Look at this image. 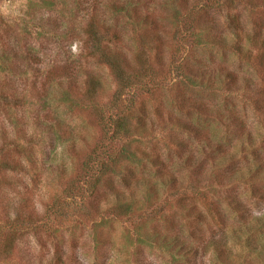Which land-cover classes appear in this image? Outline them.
Returning <instances> with one entry per match:
<instances>
[{"label": "trees", "instance_id": "16d2710c", "mask_svg": "<svg viewBox=\"0 0 264 264\" xmlns=\"http://www.w3.org/2000/svg\"><path fill=\"white\" fill-rule=\"evenodd\" d=\"M166 2L156 5H167L171 12L168 21L173 29L167 34L164 31L166 26L163 27L159 16L154 15L155 0H112L108 8L120 17V23L99 18L96 5L90 4V0H42L41 5L27 12L23 20L0 17V206L3 210L0 211V263L10 262L20 255L18 246L23 236L45 234L57 240L62 237L58 234L59 229L72 226H85L92 232L98 264L102 257L109 256L105 254H109L114 241L111 237L101 238L96 220L103 215L99 204L94 203L106 179L113 178L114 184L117 176L125 177L122 173L125 165L136 164L142 153L133 150L132 146L139 139L155 136L148 124L149 111L153 107V114L162 116V125H166L162 132L157 133L158 141L167 149L180 147L182 151L187 150V155H183L185 162L189 154L193 159L196 153L200 154L202 160L197 161L212 174L218 189L212 191L197 180H192L190 186L184 188L173 173L161 176L165 164L160 162L156 165L162 156L157 155L150 163L155 164L157 174L166 177L167 181H162L165 194L160 196V183L131 177L134 175L128 169L135 188L139 189L145 183L148 205L142 210H133L130 203H124V195L114 186L110 190L116 199L110 204L109 196L106 197L109 205L103 213L112 220L126 219L136 228L132 218L144 221L154 214L159 215L167 209L169 201V209L171 205L176 210L181 207L174 214L184 219L192 210L189 199L194 196L200 198L211 220L203 210L194 209L191 223L194 225L187 226L192 230L189 235L180 229L171 234H149V237L160 241L161 247L169 248L175 254L174 258L187 257L191 252L194 258L197 246L191 234L198 235L199 247L215 243L214 224L219 225L221 232L225 231L224 222L228 217L221 207L225 205L242 222L238 227L231 224L229 235L242 231L241 235L250 236L245 244L257 258L247 264H264V212L256 217L246 216L250 214L245 206L247 202L233 193L234 187L242 182L237 177H244L242 184L249 188L250 200L264 204V0ZM237 4L250 8L253 14L250 28L241 21L240 13L234 11ZM224 8L226 13L217 15ZM42 9L48 14L42 13ZM81 14L83 17L77 20L76 16ZM123 18L125 23L133 24V29H137L133 41L136 45L134 63L124 53ZM164 35L173 40L166 44L171 54L167 58L161 47L156 53L151 49L154 41L160 46L165 45ZM74 47L77 48L76 53H73ZM200 48L210 53L233 52L249 63L253 76L243 83L236 76L222 72L220 64L214 69L215 61L208 66L201 63L193 57ZM48 65L51 66L47 68ZM94 66L106 68L113 78L115 87L110 94L106 93L103 80L94 75ZM180 83L211 95L223 91L228 96L245 100L255 115L256 130L251 131L246 120L239 119L235 113L227 116L216 109L213 112L198 102L186 107ZM162 101L168 104V108L172 106L182 110L186 107L198 118L212 117L218 128L206 126L200 130L199 125H195L194 129L171 113L161 115ZM17 111L26 113L28 118L19 119ZM68 114L88 120L87 124L96 131V135L91 137L92 144L86 137L79 136L83 147L76 148L75 139L72 143L68 138L61 139L59 129L69 118ZM226 117L232 121L225 123ZM228 128L233 134L228 133ZM27 133L29 141L27 136L23 137ZM194 143H197L198 151L192 147ZM56 146H63L74 158L75 172L67 175L62 171L56 195L43 203L42 210H38L33 189L28 187L23 177L14 175H29L35 168L39 170L34 162L40 163L43 157L40 159L33 153L40 151L46 153L45 157L52 156ZM48 148L53 149L52 152L48 153ZM241 159L247 160L248 166L233 172ZM47 163L52 168L50 163L53 161L49 162V159L44 165L40 163L41 168L45 166L50 170ZM128 182L125 184L130 188ZM6 190L17 196L9 202L11 208L3 199ZM218 190L222 191L219 199L216 198ZM159 199L163 200L160 205L157 203ZM59 244L57 256L62 255ZM103 244L107 246L106 251L100 250ZM214 251L218 264H228L230 260L223 252L219 249ZM63 260L64 257L57 260L58 264H69L70 261L83 264L71 256H66L65 262Z\"/></svg>", "mask_w": 264, "mask_h": 264}, {"label": "rangeland", "instance_id": "374dc122", "mask_svg": "<svg viewBox=\"0 0 264 264\" xmlns=\"http://www.w3.org/2000/svg\"><path fill=\"white\" fill-rule=\"evenodd\" d=\"M155 1L156 3H154V9L156 11L154 12V15L155 17L159 16V23L163 27L166 26L164 31L166 32L165 34H167L168 32H170V30L173 29V26L170 25L168 21L171 12L167 5H161L166 4V0ZM41 2L42 0H0V17H3L8 20H23L27 17V12L32 11V9H36V7H39L41 5ZM111 3L112 0H90V4L96 5L97 14L99 18L106 21L120 23V17L117 16L113 12V10L108 8V4ZM158 3L161 4L156 5ZM237 5L238 6L234 9V11L240 13L242 17L241 21L245 23L246 28H250V26L252 25L251 21L253 18V14L250 13V8L246 7V5ZM226 10L227 9L225 8L222 9V11L220 12L221 14L217 15H224L226 13ZM41 12H45L48 14V11L44 9H42ZM82 17V14L81 16L77 15L76 19L79 20ZM216 17L218 18L219 16ZM122 21L124 22L121 23L124 24L122 30V37L124 39V43L122 44L125 47L124 53L128 56L130 62L134 63L136 58V45L133 41L134 35L136 34L135 31L137 29H133V24L125 23L124 18ZM163 37V39H165V45L160 46L158 45L157 41H154V43H152L153 46L151 49L153 51L155 49L154 52L156 53V50L161 47L163 50H165L164 56L167 58V55L171 54L168 51L169 45L166 44L167 42L171 44L173 40L169 35H164ZM75 48L76 47L73 48V53H76L77 51V48ZM193 57L199 59L201 63H204L207 66L210 65L209 63H211L212 61H215L216 63L213 62V67H215L214 69H217L218 64H220L222 72H227V74L236 76L240 80V82L243 83L247 81L246 78L251 79L249 77L253 76L252 67L249 65V63L242 61L236 54L231 51L210 53L200 48L198 51H196V54ZM50 66L51 65H48L47 68ZM92 70L94 71L95 76L103 80L106 93L110 94L111 92H113L115 83L113 78L108 74V70L100 66H94L92 67ZM180 89L181 93H183L185 97L184 101L185 103H187V105H185L186 107H188L190 103L195 104L198 102L200 104L202 103V105L206 108L213 110V112L214 109H216L217 111H220V113L226 114L227 116L235 113L239 119L246 120L251 131L256 130V120L254 119L255 115L252 109L246 104L245 100H241L240 97L233 95L228 96L223 91L215 92V94L211 95L202 92L201 89H198L196 87H185L181 83ZM147 101L149 102L150 100L147 99ZM186 107L184 108L185 110H180L179 108L172 106L168 108V104L162 101L160 103V113L161 115H163L164 113L167 114V112L171 113L172 116H177L178 119L183 122V124H186L187 126H190L192 128H194L195 125H199L200 130L201 127L206 126L210 129L218 128L213 123L214 119H212V117L205 116L198 118V116L194 115V111H191L188 108L186 109ZM20 111L16 112V114L19 116L18 118L21 120H26L28 118V115ZM149 112L151 113V115L149 116L150 122L148 121V124L153 129V133H155V136L150 138L139 139L138 142H136L132 146L133 150H137L142 153L138 161L136 162V164L125 165L124 169L121 168L123 169L122 173L125 177L123 178L122 175L117 176V181L114 180V184L112 183L113 178L106 179L105 183L100 189V196L98 195V200L96 201V203H94L96 205L99 204V211H101L103 215L102 218L96 220V225L100 226V234H102L101 238L107 239V237H111L113 239L112 241H114L113 246L110 247L109 254H105L109 256L107 258H105V256L102 257L100 264H218V261L216 259L217 256H215V249H219L225 254V256H227V259L230 260L228 264H247L248 261L255 262L257 257L254 258L255 255L251 253V250L249 251L248 244H245L247 239L250 238V236L245 234L241 235L242 231H239V234L237 235L232 234L233 237L229 235L232 229L231 224L233 227H238V225L242 224V222L238 220L237 216L234 217V214L232 212L231 215L225 205L221 206L223 213H225L228 217V219L224 222V225L226 224L224 227L225 231L221 232L220 228H218L219 225L214 224L215 226H213V229L214 231H216L214 239L215 243L211 244V246H204L202 248L203 245H201L199 247L198 245L200 242L197 241L198 235L195 233L191 234V239L193 243L195 242V245L197 246V249L194 251L197 252V256L194 258H192V252L190 254L187 253V257L182 256L174 258L175 254H172L169 248L161 247L160 241L157 240V238L155 237H149V234L154 232L171 234L175 233L180 229L184 230V233L186 232V234L189 235L192 230H188L187 226L194 225H191V223H193L192 219L194 217V209H200L203 210L204 213L206 212V209L204 208V205L202 204L200 198L194 196L192 199H189L188 203L189 205H192L193 208L190 207V209L192 210L187 213V216L184 217V219L179 217L177 214H174L181 207L179 206L176 210L171 205V209H169V201L167 202L169 203L168 206L167 203L165 205L167 206V209L165 208L159 215L154 214L151 216L150 219L144 221L132 218V223L136 225V228H133L132 224L127 222L126 219L112 220L103 213L104 209H106L109 205V203H107L106 201V197L109 196L110 204L111 201L113 202V199H116L113 195L114 192L110 190V188L114 186H117L119 189L118 191L122 193V195H124L122 196L124 203H130L133 206V210H135L136 208L142 210L144 209V206L148 205V192L145 188V183L142 184L144 185L143 187L140 186L139 189L135 188L136 184L133 180H130L128 169H130L132 171V175H134L131 177L144 178V180L148 179L151 180V182L155 181L157 184L160 183V188L158 189L161 193L160 196L162 194H165V190L163 189L164 184L162 183V181H167L165 180L166 177L161 176L167 174L168 172L169 174L173 173L175 176H177L179 182H182V184H184V188H188L192 180H197L202 182L203 185L209 186V189L211 188L212 191L218 189V187H216L214 184V177L212 176V174L206 171V169L200 165L199 161H197L202 160V156L200 154L196 153L194 155V159L193 155L189 154V159L187 162H185V160L183 159V155H187V150L182 151L180 147L167 149L166 147H164L163 143H160L158 141L157 133L162 132V129L166 128L165 124L162 125L164 118L160 115H154L153 107H151V111ZM68 117L69 118H66L64 120L63 127L59 129V135L60 137H63L61 139L63 140L65 138H68L71 140L70 143H72L75 139L76 148L83 147V143L79 140V136L86 137V139L91 143V137L93 135H96V131L90 128V126L87 124L88 120L86 121L81 116H72L71 114H68ZM3 119L4 118L2 117V120ZM231 121L232 120L228 117H226L224 120L225 123H229ZM230 131H232L231 128L229 129L228 133L233 134ZM205 133L206 130L203 132V134ZM26 136L28 137L27 141H29L28 133L25 134L23 137ZM232 137L233 135L229 139H231ZM30 142L31 145H33L34 142L32 140ZM26 145H28V148L30 149L29 142H27ZM196 146L197 143L192 144V147L195 149V151H198ZM250 147L252 149V146ZM56 148V152H52L53 149H47L48 153L52 152V156L45 157L44 155H46V153H42L40 151L33 153L35 154V156H39L40 159L41 157H43L40 162L41 164H46L48 159L49 162L53 161V163H50L52 168L49 166V163H47V166L50 168V170H46L45 166L41 168L42 166L39 162H34L36 163V166L39 168V170L35 168L29 175L23 173L14 175V177H23V180H25L28 187H31L33 189V192L36 195L38 210H42L43 203L49 200L53 195H56V192L59 188V181L62 177V171L65 172V174L67 175H71L75 172L74 158L69 156V153L66 149H64L63 146H56ZM157 155L162 156L159 159L160 161H158L156 165H160V162L165 164V169H161L163 171V174L161 176L157 174L158 170L154 167L155 164L150 163V160H155V157ZM242 160L243 159H241L238 162L237 166L234 167L233 172H235L237 168H242V170H244L245 167L248 166L249 162H247V160ZM244 179V177H237V180H242V182L240 184L238 183L237 187H234L235 189H233V193H236L238 198L246 200H244L245 203L247 202L245 206H247V209H249L250 211V214H246V216L256 217L260 215L261 212H264V204H259L250 200L249 188H247L246 185L242 184ZM128 181H130V188L125 184ZM134 190H136V192ZM190 191L191 189L189 188V193ZM5 193L6 196L3 197V199H5V204L7 205V207L11 208L9 202H11V200L13 199H17V196L13 191L10 192V190H6ZM0 194H2V191ZM216 195V198L219 199L218 197L222 196V191L218 190L216 192ZM161 202H163V200L159 199L157 203L160 205ZM1 207L2 206H0V211H3ZM5 208L6 207H3V209ZM161 209H163V207H161ZM206 214H208V218L209 220H211L210 214L208 212H206ZM262 222V230L264 233V218L262 219ZM139 225L140 227L137 228ZM58 234H61L62 237L57 240L45 234H40L38 236L33 234H27L23 236L19 240L18 246V251L20 255L10 262H3L0 264H58L57 260L64 257L63 262H65L66 256H71V258L75 257L77 261L83 264H98L96 262V255L94 253L96 248L95 240L93 239L94 236L92 235V232L88 229V227L72 226L70 229L62 228L58 230ZM259 238H262V236H260ZM57 242H59L60 244ZM206 242L207 241L203 242V244H205ZM57 244L60 245V253L62 254L60 256H57L55 254L58 253V250H56ZM106 248L107 246L104 245V247L100 250L106 251ZM68 263L76 264V262L74 261H70Z\"/></svg>", "mask_w": 264, "mask_h": 264}]
</instances>
